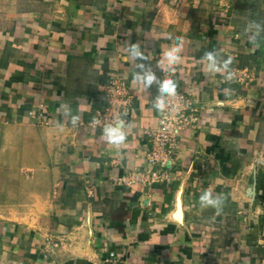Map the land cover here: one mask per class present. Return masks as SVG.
<instances>
[{"label":"crops","instance_id":"crops-1","mask_svg":"<svg viewBox=\"0 0 264 264\" xmlns=\"http://www.w3.org/2000/svg\"><path fill=\"white\" fill-rule=\"evenodd\" d=\"M252 20L264 24V0H0V264H264V33L254 47ZM132 43L198 115L152 183L127 182L151 170L148 131L161 126ZM213 49L251 77L206 75ZM118 80L132 101L113 145L91 123ZM205 190L226 197L219 215L201 208Z\"/></svg>","mask_w":264,"mask_h":264},{"label":"clouds","instance_id":"clouds-1","mask_svg":"<svg viewBox=\"0 0 264 264\" xmlns=\"http://www.w3.org/2000/svg\"><path fill=\"white\" fill-rule=\"evenodd\" d=\"M244 31L249 36V42L255 47L257 46L261 33H264V24L256 20L249 21ZM169 39H171V36ZM176 39L179 40V38ZM181 50L182 44L174 42L172 47L164 51L163 56L169 66L179 61ZM127 52L132 59L137 61L134 66L136 71L134 72L133 79L137 83L142 84L145 88H150L154 84L157 85L158 95L154 99L153 106L156 110L164 112L168 106V98L177 95V85L175 81L170 78L160 80L157 77L155 72L145 63L148 57L145 55V51L141 49L139 43L127 44ZM201 59L205 62L204 70L206 75L221 74L224 76L226 82L233 79L234 73L230 68L232 64L231 57L220 60L217 57V51L213 49L204 52ZM79 121V115H73L71 117V123L73 125H77ZM102 135L107 143L113 145L123 144L126 139L125 122L121 118H116L112 123H108L103 127ZM261 163H264V161L257 160V164ZM225 201L226 197L219 193H214L211 190H205L199 197L201 208H213L215 209L216 215H219L223 211Z\"/></svg>","mask_w":264,"mask_h":264},{"label":"built area","instance_id":"built-area-1","mask_svg":"<svg viewBox=\"0 0 264 264\" xmlns=\"http://www.w3.org/2000/svg\"><path fill=\"white\" fill-rule=\"evenodd\" d=\"M234 77L237 80H245L251 77V73L247 70H236ZM124 85L122 82L111 81L107 91V106L105 114L101 115L99 119L92 121L91 124H108L112 123L116 118L125 116L129 112V105L132 101L130 92H124ZM122 94V95H121ZM124 95V96H123ZM192 100L187 93L177 89L175 97L168 98V106L161 112V126L156 129L148 131L151 139L154 140V149L149 154V164L152 166L151 170H143L141 168L134 169L129 173L127 182L133 184L141 181L143 183H152L159 181L161 174L157 166H165L166 159L162 157L164 152H172L176 148L177 135L181 128L186 125L193 124L198 120L197 109L192 107ZM38 114V121H46L48 111L45 107H40L36 110Z\"/></svg>","mask_w":264,"mask_h":264}]
</instances>
